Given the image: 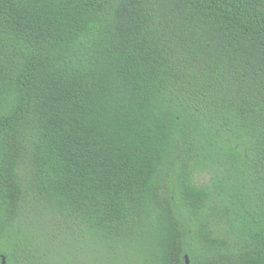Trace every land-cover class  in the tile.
I'll list each match as a JSON object with an SVG mask.
<instances>
[{"label":"trees","instance_id":"1","mask_svg":"<svg viewBox=\"0 0 264 264\" xmlns=\"http://www.w3.org/2000/svg\"><path fill=\"white\" fill-rule=\"evenodd\" d=\"M264 264V0H0V264Z\"/></svg>","mask_w":264,"mask_h":264},{"label":"water","instance_id":"2","mask_svg":"<svg viewBox=\"0 0 264 264\" xmlns=\"http://www.w3.org/2000/svg\"><path fill=\"white\" fill-rule=\"evenodd\" d=\"M2 261L4 262V259H3ZM185 261H186V263L188 264V258H187L186 255H185Z\"/></svg>","mask_w":264,"mask_h":264},{"label":"flooded vegetation","instance_id":"3","mask_svg":"<svg viewBox=\"0 0 264 264\" xmlns=\"http://www.w3.org/2000/svg\"><path fill=\"white\" fill-rule=\"evenodd\" d=\"M4 259V257L2 258V260ZM2 264H5V260H4V262L2 261Z\"/></svg>","mask_w":264,"mask_h":264}]
</instances>
